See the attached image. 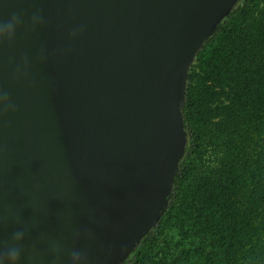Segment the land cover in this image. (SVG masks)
Listing matches in <instances>:
<instances>
[{
    "label": "water",
    "instance_id": "1",
    "mask_svg": "<svg viewBox=\"0 0 264 264\" xmlns=\"http://www.w3.org/2000/svg\"><path fill=\"white\" fill-rule=\"evenodd\" d=\"M238 1L9 0L5 14L46 22L21 41L44 51L35 83L10 88L16 110L0 115V207L54 235L90 230L94 264H124L169 206L190 66Z\"/></svg>",
    "mask_w": 264,
    "mask_h": 264
},
{
    "label": "trees",
    "instance_id": "2",
    "mask_svg": "<svg viewBox=\"0 0 264 264\" xmlns=\"http://www.w3.org/2000/svg\"><path fill=\"white\" fill-rule=\"evenodd\" d=\"M185 154L124 264H264V0H239L188 73Z\"/></svg>",
    "mask_w": 264,
    "mask_h": 264
},
{
    "label": "clouds",
    "instance_id": "3",
    "mask_svg": "<svg viewBox=\"0 0 264 264\" xmlns=\"http://www.w3.org/2000/svg\"><path fill=\"white\" fill-rule=\"evenodd\" d=\"M9 0H0V69L6 83L0 85V115L16 110L10 88L18 84L32 87L33 67L44 60L43 49L21 46L45 25L46 18L34 8L26 18L23 8L8 9ZM22 3L23 0H17ZM84 26L73 29L71 36L79 37ZM0 264H94L90 249L97 244L96 234L87 229H73L67 236L42 230L35 217L25 219L15 205L0 207ZM111 246L104 244L99 251L105 257Z\"/></svg>",
    "mask_w": 264,
    "mask_h": 264
}]
</instances>
